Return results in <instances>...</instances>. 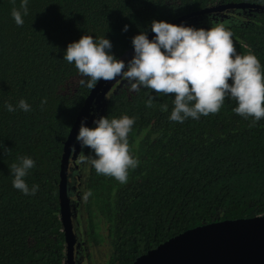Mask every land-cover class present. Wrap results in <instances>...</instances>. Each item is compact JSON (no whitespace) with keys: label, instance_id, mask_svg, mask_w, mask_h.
Masks as SVG:
<instances>
[{"label":"trees","instance_id":"obj_1","mask_svg":"<svg viewBox=\"0 0 264 264\" xmlns=\"http://www.w3.org/2000/svg\"><path fill=\"white\" fill-rule=\"evenodd\" d=\"M264 0H27V15L16 25L11 11L21 0H0V264H66L59 182L64 143L92 89L81 85L74 64L65 61L68 42L83 33L110 39L120 57L131 37L152 19L169 22L208 6ZM230 11L227 18L221 17ZM197 27L222 23L238 54L252 53L264 71V8H229ZM127 24V31H122ZM151 31L148 30V34ZM132 56V55H131ZM130 56V57H131ZM130 57L128 59H130ZM127 59V60H128ZM126 60V61H127ZM104 87H107L106 85ZM103 98L102 115H128L129 152L139 163L120 183L98 175L85 162L83 198L86 239L109 242L112 254L101 264H132L167 239L215 221L264 214V118L252 124L220 110L183 123L170 121L172 95L130 90L116 82ZM155 98L151 107L145 102ZM24 98L31 110L8 112ZM41 99L46 103L41 107ZM167 105V110H162ZM95 107V103L93 105ZM93 126V124L91 125ZM86 157L92 153L85 148ZM35 165L26 183L34 195L12 187L9 165L18 156Z\"/></svg>","mask_w":264,"mask_h":264},{"label":"clouds","instance_id":"obj_2","mask_svg":"<svg viewBox=\"0 0 264 264\" xmlns=\"http://www.w3.org/2000/svg\"><path fill=\"white\" fill-rule=\"evenodd\" d=\"M27 0H21L20 9L13 8L11 16L16 25L23 24L27 15ZM125 24L122 31H127ZM148 30L153 35L148 36ZM232 33L224 24L207 28L164 19H152L147 28L131 37L132 56L127 61L112 52L110 39L82 34L68 42L62 58L74 64L81 77L79 83L92 89L98 81L121 77L129 82L130 90L150 89L156 94L172 95L170 121L183 123L217 113L225 98L235 101L232 111L252 124L264 118V71L259 59L252 53L238 54L233 46ZM155 97L149 95L146 107ZM46 103L41 99V107ZM167 105L162 110H167ZM8 112H28L31 105L24 98L15 106L5 103ZM82 118L76 142L87 148L91 157H82L100 175L110 176L120 183L128 179L130 169L139 163L129 152L128 134L134 117L121 115L109 119L106 115L93 118L89 127ZM3 151L7 148L0 145ZM35 161L29 156H18L8 167L12 187L25 195H34L38 185L26 183ZM85 192L84 199L90 195Z\"/></svg>","mask_w":264,"mask_h":264},{"label":"water","instance_id":"obj_3","mask_svg":"<svg viewBox=\"0 0 264 264\" xmlns=\"http://www.w3.org/2000/svg\"><path fill=\"white\" fill-rule=\"evenodd\" d=\"M237 7L264 8V4L249 2L218 4L190 12L171 22L177 23L193 15ZM152 35L153 33L150 32L149 38ZM132 54L131 47L119 58L126 61ZM113 80H100L92 88L64 143L59 199L60 216L65 233L66 264H75L76 234L72 220V191L69 189L68 182L69 163L75 156L74 152L80 147L75 136L82 118H86L90 110L94 108L93 105L100 97L104 86L111 84ZM132 264H264V214L247 218L225 219L187 229L141 254Z\"/></svg>","mask_w":264,"mask_h":264},{"label":"flooded vegetation","instance_id":"obj_4","mask_svg":"<svg viewBox=\"0 0 264 264\" xmlns=\"http://www.w3.org/2000/svg\"><path fill=\"white\" fill-rule=\"evenodd\" d=\"M72 160L68 167V182L69 189L72 191L71 201L73 204V224L74 232L76 234V242L74 248V259L75 264H78V258H83L82 252H85L86 248L89 246H99L101 244H96L89 242L86 239L85 232V214L83 208V191H82V179L83 171L85 167V162H82V157H86L85 148L82 151H75Z\"/></svg>","mask_w":264,"mask_h":264},{"label":"rangeland","instance_id":"obj_5","mask_svg":"<svg viewBox=\"0 0 264 264\" xmlns=\"http://www.w3.org/2000/svg\"><path fill=\"white\" fill-rule=\"evenodd\" d=\"M231 9H229L228 11H225L224 13H222L221 17L223 18H227L230 16V11ZM212 18V15H207L204 18H193L190 19L188 22H184V24H188V25H192V26H199L202 23H206L209 21V19ZM124 81V79H122L121 77H117L114 78L113 82L111 84H106L107 87H104V90L102 91L100 97L97 98V101L95 103V107L92 108L90 110V112L88 113V115L86 116V119L84 120V123L91 127V125L93 124V118L94 117H99L102 115V107H103V98L105 99L106 97V92L108 90V88L110 87V89H115V87H113V85H115L116 82L122 83ZM82 151L81 147H79L78 150L76 151ZM84 180V174H83V179H82V183ZM112 254V247L109 245V242H104L99 246H89L86 248L85 252H82L83 258H78L79 262L78 264H101L103 262H105L110 255Z\"/></svg>","mask_w":264,"mask_h":264}]
</instances>
